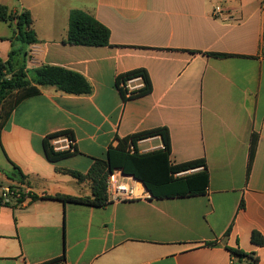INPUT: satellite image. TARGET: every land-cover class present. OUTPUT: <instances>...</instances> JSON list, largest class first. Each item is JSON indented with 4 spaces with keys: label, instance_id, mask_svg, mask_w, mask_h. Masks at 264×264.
Masks as SVG:
<instances>
[{
    "label": "crops",
    "instance_id": "crops-1",
    "mask_svg": "<svg viewBox=\"0 0 264 264\" xmlns=\"http://www.w3.org/2000/svg\"><path fill=\"white\" fill-rule=\"evenodd\" d=\"M28 10L38 43L27 69L54 65L81 73L89 95L40 86L13 111L0 138V184L27 197L0 203V264H231L229 249L256 253L264 264V11L261 0H0ZM216 6L223 15L215 17ZM110 29L103 47L65 42L72 10ZM21 48L14 25L0 20V57ZM221 55V56H216ZM136 69L152 92L124 100L118 78ZM132 86L141 89L143 79ZM165 128L173 165L205 160L203 195L108 202L96 208L44 196L92 195L83 174L106 159L118 138ZM70 131L77 154L49 162L47 136ZM163 148L160 136L136 144ZM253 149V150H252ZM252 154V160L251 155ZM71 163V164H70ZM70 164V165H69ZM14 165L27 177L15 176ZM203 167L179 173L186 176Z\"/></svg>",
    "mask_w": 264,
    "mask_h": 264
},
{
    "label": "trees",
    "instance_id": "trees-1",
    "mask_svg": "<svg viewBox=\"0 0 264 264\" xmlns=\"http://www.w3.org/2000/svg\"><path fill=\"white\" fill-rule=\"evenodd\" d=\"M0 20L14 25V35L21 48L14 44L9 58L0 57V138L1 132L15 108L25 99L39 95L40 86H55L62 93L71 95H89L92 85L79 72L54 65H42L28 70V52L26 48L38 43L37 33L33 28L31 13L24 10L20 13L10 11L6 6L0 5ZM69 28L66 43L70 45L103 47L110 44V29L97 20L93 15L82 10H72L69 15ZM221 56V55H216ZM142 77L144 86L133 92L130 97H140L152 92V84L148 73L144 69L133 70L118 78V84L128 79ZM124 100H127L126 90H122ZM67 136L74 141L70 131H62L47 136L44 141V155L51 163H58L77 154V149L70 151H55L51 141L55 138ZM160 136L163 148L149 153L135 152L131 154L130 146L147 138ZM117 144L111 146L106 159H96L87 174L75 170H62L78 181L90 180L92 195L88 197H73L67 195L44 196L47 199L59 200L64 203H74L91 207H104L108 204L107 180L110 173L121 171L141 181L153 199L185 198L203 195L209 184V177L205 160H194L183 164L173 165L169 161L171 144L168 130L157 128L124 138H118ZM253 150V149H252ZM137 151V150H136ZM251 160H252V154ZM203 167V171L186 176H176L181 172ZM15 176L24 183L27 177L20 168L14 165ZM18 188V187H17ZM20 189V188H19ZM27 197L37 200L35 194H24L19 202ZM251 241L257 246L264 245V236L253 231ZM233 261L231 264H259L256 253H246L241 249H229ZM65 257L56 258L43 264H57L64 262Z\"/></svg>",
    "mask_w": 264,
    "mask_h": 264
},
{
    "label": "built area",
    "instance_id": "built-area-1",
    "mask_svg": "<svg viewBox=\"0 0 264 264\" xmlns=\"http://www.w3.org/2000/svg\"><path fill=\"white\" fill-rule=\"evenodd\" d=\"M261 9L264 11V0H261ZM213 14L216 18L221 17L223 15L222 7L216 6ZM138 78L142 79V77ZM133 79H128L126 82L120 83L121 87L126 90L127 97H130L133 92L139 90L137 87L131 85ZM51 145L55 151L73 152L75 150L74 141L69 139L67 136H61L53 139L51 141ZM129 151L131 154L137 152L134 146H130ZM106 189L108 202H137L147 201L152 198L151 193L141 181L133 178L132 176L125 175L119 170L109 174ZM22 193L23 191L15 186H2L0 191V203L9 204L14 199H21Z\"/></svg>",
    "mask_w": 264,
    "mask_h": 264
},
{
    "label": "rangeland",
    "instance_id": "rangeland-1",
    "mask_svg": "<svg viewBox=\"0 0 264 264\" xmlns=\"http://www.w3.org/2000/svg\"><path fill=\"white\" fill-rule=\"evenodd\" d=\"M70 164H71V163H70ZM70 164H69V165H70ZM0 181H1V178H0ZM2 186H4V185H1V184H0V191H1V187H2ZM5 186H9V185H5Z\"/></svg>",
    "mask_w": 264,
    "mask_h": 264
},
{
    "label": "water",
    "instance_id": "water-1",
    "mask_svg": "<svg viewBox=\"0 0 264 264\" xmlns=\"http://www.w3.org/2000/svg\"><path fill=\"white\" fill-rule=\"evenodd\" d=\"M152 196V195H151Z\"/></svg>",
    "mask_w": 264,
    "mask_h": 264
}]
</instances>
